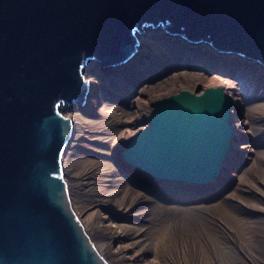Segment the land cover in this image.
Instances as JSON below:
<instances>
[{
    "label": "water",
    "instance_id": "1",
    "mask_svg": "<svg viewBox=\"0 0 264 264\" xmlns=\"http://www.w3.org/2000/svg\"><path fill=\"white\" fill-rule=\"evenodd\" d=\"M153 31L264 67V0H0V264H130L68 179L65 107L86 103L93 61L123 77ZM236 107L220 89L163 99L123 158L160 183L207 187Z\"/></svg>",
    "mask_w": 264,
    "mask_h": 264
},
{
    "label": "bare ground",
    "instance_id": "2",
    "mask_svg": "<svg viewBox=\"0 0 264 264\" xmlns=\"http://www.w3.org/2000/svg\"><path fill=\"white\" fill-rule=\"evenodd\" d=\"M150 33L142 56L121 69L123 77L90 64L85 79L92 98L66 107L67 118L76 119L68 179L130 264H264V67L205 42ZM209 89L238 106L236 140L216 182L162 184L126 163L123 153L147 128L157 102ZM84 180L99 190L95 199L80 188ZM192 194L197 198L186 202Z\"/></svg>",
    "mask_w": 264,
    "mask_h": 264
},
{
    "label": "rangeland",
    "instance_id": "3",
    "mask_svg": "<svg viewBox=\"0 0 264 264\" xmlns=\"http://www.w3.org/2000/svg\"><path fill=\"white\" fill-rule=\"evenodd\" d=\"M150 30H153V29H151V28H148L147 29V31H145V32H149ZM187 40V39H186ZM205 43H207V44H209L213 49H215L209 42H205ZM196 46H198V42L196 43ZM93 63H95V61H93ZM96 63H98V62H96ZM98 65L99 66H101V64L100 63H98ZM93 66V65H92ZM91 66V67H92ZM89 70V69H88ZM117 72H120L121 71V69H118V70H116ZM87 75V74H86ZM137 93H135V95H136ZM90 95V94H89ZM92 97H91V95H90V97H88V99H91ZM88 99H87V101H88ZM78 105H80L79 103H77ZM76 104V105H77ZM77 105V106H78ZM66 108V107H65ZM237 108H238V106H237ZM86 111V110H85ZM235 112L237 113V109H234L233 110V113L235 114ZM239 112V111H238ZM242 112H243V110H242ZM238 114H240V112L238 113ZM87 120H94L93 118H90V119H87ZM234 122H235V120H234ZM93 156V155H92ZM91 159H92V157H90ZM105 163H107L106 161H105ZM90 180V179H89ZM88 181V180H87ZM148 183V182H147ZM82 186L80 187V188H83V190H84V193H86V196L87 197H89V198H96L97 197V194H99L100 192H99V190L97 189V188H95V187H93V180H91V182H90V184L88 183H86V180H84L83 182H82ZM227 186V185H226ZM149 187V186H148ZM222 188V186H221V184H220V189ZM97 189V190H96ZM149 189H150V187H149ZM218 192H220V190H219V188L217 189V190H215V191H212L210 194H209V196H205V199H208V197H214L215 195H216V193H218ZM215 194V195H214ZM218 195V194H217ZM166 198V197H165ZM197 198V196L196 195H194V194H192V195H189V196H187V200H186V202H188V201H193V200H195ZM162 199H163V197H162ZM169 199V198H168ZM203 199V198H202ZM163 203V202H162ZM190 254V253H189ZM188 254V255H189Z\"/></svg>",
    "mask_w": 264,
    "mask_h": 264
},
{
    "label": "clouds",
    "instance_id": "4",
    "mask_svg": "<svg viewBox=\"0 0 264 264\" xmlns=\"http://www.w3.org/2000/svg\"><path fill=\"white\" fill-rule=\"evenodd\" d=\"M161 32H162V31H161ZM162 33H164V32H162ZM169 35H172V34H169ZM169 35H168V36H169ZM174 36H175V37H179V36H181V35L175 34ZM175 37H174V38H175ZM172 39H173V38H172ZM176 39H178V38H176ZM205 44H206V43H205ZM195 46H196V45H195ZM89 94H90V92H89ZM89 94H88V96H87V99H88V97H89ZM87 102H88V101L86 100V103H87ZM86 103H85L84 105H86ZM76 104H77V103H76ZM84 105H83V106H84ZM162 184H163V183H162Z\"/></svg>",
    "mask_w": 264,
    "mask_h": 264
}]
</instances>
